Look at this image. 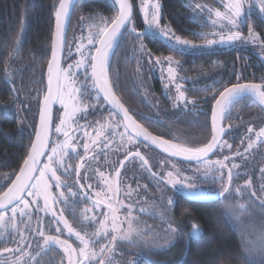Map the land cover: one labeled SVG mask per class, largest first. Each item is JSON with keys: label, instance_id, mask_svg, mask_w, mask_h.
Returning a JSON list of instances; mask_svg holds the SVG:
<instances>
[{"label": "snow or ice", "instance_id": "snow-or-ice-1", "mask_svg": "<svg viewBox=\"0 0 264 264\" xmlns=\"http://www.w3.org/2000/svg\"><path fill=\"white\" fill-rule=\"evenodd\" d=\"M140 5L145 24L142 32H138L133 23V0H113L112 6L116 14L107 18L100 14L91 17L93 20H99V23L89 25L90 29H96V31H89L86 44L84 43L85 37L83 34L81 35L78 42L75 43L76 53L81 59L64 68L58 58V51L63 52L65 49L67 23L70 22L75 0H56L54 3L56 24L52 34L51 59L47 64L48 86L40 104L39 125L33 126L35 139L30 141V150L22 159L18 173L12 174L15 179L12 180L9 177L10 186L0 185V189L6 187V191L0 192V229L7 231L10 226L20 237L19 241L13 240L17 244L15 248L0 249V264H41L42 254L46 255L53 249L62 250L63 259L60 264H112V257L109 254L113 253L121 242H127L129 245L137 247L142 244L148 251H152L150 246L167 249L172 245V241H166L164 246H160L156 241L147 239L146 225L138 215L134 214L150 213H147L145 207L140 206L137 199L140 196L141 186L137 184L136 188H132L126 179L122 178L120 169L125 168L126 161L134 162L137 159L140 161L141 168L147 170L151 177L157 181L158 189L163 184L165 187L171 186L174 191L184 192L188 195L221 199L225 218L229 222L234 221L243 234L241 243L244 245L242 254L245 264H264V227L259 233H256L254 228L244 226L245 219L251 217L253 209H258L260 215L264 217V183L257 187L253 185L251 178H247L243 185L233 188L232 169L239 166L233 163L229 167L225 163L229 160L227 155L223 160L210 158V154H214L217 149H232V144H229L224 137L231 132L233 125L226 121L231 119V110L240 100L247 97L264 106V82L260 84L240 83L238 77L237 83L231 84L230 87H224L222 91L218 90V96L213 94L210 139L203 144H194L187 141L173 142L177 138L163 139L138 124L133 119V114H130L129 108L125 107L116 94L115 89L118 84L110 76L111 57L115 54L120 42L125 37L131 36L133 44H136L134 51L138 50L148 64L166 65L168 83L165 86L174 85L175 87V95L169 97L174 105L185 108L191 105L195 108L198 102L188 99L182 84L178 82L187 79L180 77L178 73V69L182 68V61L173 55L154 56L145 45L144 40L149 38L166 41L165 46L180 56L203 54L202 49L211 48L217 44L250 43L260 48V55L264 58V35L257 32L253 26L248 25V20L254 9H258L260 18L264 19V0H213V4H208L204 0H191L187 5L192 8L190 19L195 22L199 17L203 21L206 12L207 21L218 29L210 34L193 33L205 39L204 44H196L191 40L184 39L176 35L170 27L162 26L159 0H140ZM221 7L224 9L223 11L220 10ZM81 22H83V18H81ZM243 26L248 27L247 36L242 31ZM21 31H23V21ZM207 35H212L214 38L206 39ZM72 47V44L67 45L69 55H71ZM21 51L22 40L17 37L11 51L8 52L9 60L15 59ZM73 69L76 71L74 72ZM80 69H83L85 82L81 87H72L71 85L76 84L75 76ZM15 71L13 69L10 74L7 67L4 69L5 82L13 87L15 99L11 105H0L3 116L9 114V108H14L16 100L19 99L18 91L14 87L15 82L11 79ZM137 74H140L139 61H137ZM88 79L92 81L91 87L87 84ZM101 95L103 100L110 105L108 116L111 118V122L101 125L100 121H96L95 125H80L78 116L85 118L89 108L93 107L91 100L99 103ZM85 99H88L89 103H85ZM54 102H59L63 108V116L58 117V123L52 118ZM135 115L139 116L140 114L136 113ZM73 125L75 128L72 127ZM121 127L124 129L122 132L118 131ZM88 128H93L96 131L95 139L89 136V132L86 130ZM80 131H83L84 137H89V140L82 144L83 154L77 151L79 138L76 133ZM52 135H56L57 140H52ZM61 135L64 137L63 141L59 140ZM117 137H119L121 147L116 150L123 151L124 159L117 162L118 167L108 165L112 171H109L107 175L99 167L93 168V175L98 177V180H93L88 175L86 165L90 166V161H99L101 155L106 158L105 149L116 142ZM246 141L244 153L253 149L257 144L264 145V127L258 129H254L252 126L247 127ZM141 143L145 146L150 143L162 149L170 157L181 158L202 166V168L195 169L196 173L201 174L205 180L211 177L214 183L220 184L219 190H194L191 184L192 178L176 169L175 165H173V170L166 173L153 171L149 160L139 150ZM241 143L243 144L244 141ZM235 155H241L239 149ZM40 157H45L46 160L42 161ZM73 159H78L80 162L73 165L71 162ZM161 163L164 162L161 161ZM81 169H85V171L82 173ZM225 169H227L226 174ZM58 172L69 177L74 174L75 185H69L62 181ZM260 172L264 177V168L260 169ZM53 184L58 189L66 188L69 195L66 196L63 191L59 195H54L51 191ZM101 184L103 187L100 191L94 192L97 198L93 199L89 190H92L94 185L100 187ZM76 186H78L77 190L72 191V188ZM144 191H147L146 186ZM30 197L33 199H29ZM70 197H78L85 203L91 202V208L84 209L81 213L83 217L81 223H86L87 227L94 228L91 233L74 229L65 216V208L56 210L53 207L59 203L69 205ZM40 198L43 199V208L40 207ZM71 203L74 207L75 201H71ZM166 204L168 208H174V198H168ZM33 207H35L36 213L51 209V220L48 221L47 226L36 217V227H31L34 218ZM104 208L107 211H104ZM98 209L99 211H97ZM121 211H123V215L120 214ZM89 212L93 214L87 215ZM163 215L161 213L162 218ZM17 221L23 225V229L17 226ZM190 227L191 231L184 234L179 224L169 221L166 231L177 239L185 235L196 237L201 234V229L196 223L191 224ZM26 233L40 237V241L37 242L38 250L35 254L26 250L32 247L26 238ZM253 235H255V239L249 238ZM73 238L78 242L76 247L70 242ZM5 253L13 254L15 259L8 260L4 256ZM17 253L19 255H16ZM142 256L143 250L136 253L135 258L127 261L126 264H139ZM23 257H27V259L22 260ZM145 264H160V262L153 261L148 257L145 258Z\"/></svg>", "mask_w": 264, "mask_h": 264}, {"label": "trees", "instance_id": "trees-1", "mask_svg": "<svg viewBox=\"0 0 264 264\" xmlns=\"http://www.w3.org/2000/svg\"><path fill=\"white\" fill-rule=\"evenodd\" d=\"M139 1L133 0L135 9L133 23L137 31H143L145 24L138 6ZM204 1L213 3V0ZM112 2L113 0H79L77 2L70 20L67 40V45L72 44L73 47L71 55L68 54L66 48L64 68L81 59L75 50V43L78 42L80 36L82 34L85 35L88 30L96 31V29H90L89 25L99 23V20H93L91 17L100 14L107 18L116 14ZM54 3H56V0H0V105H9V97L13 91V87L5 82L4 69L6 67L10 74L13 69L16 70L11 79L15 82L14 85L20 95H22L21 101L17 104V110L14 111L9 108L7 116H3L2 111H0V185L8 186L10 184L9 177L12 180L14 179L12 174L18 172L22 159L30 150V141H33V126H37L39 116L37 110L39 104L36 103V97L40 98L41 89L44 90L42 94L44 95L48 84L47 64L51 57V41L55 27ZM189 3V0H161V22L184 37L200 40L202 38L193 33H198L209 27L208 25H202L199 17L196 18L195 22L190 19L192 8L187 6ZM81 18H83V22H81ZM250 20L248 25L252 24L257 32L264 35V19L260 18L258 12H255ZM22 21L23 31H21ZM244 31L247 33V26H245ZM17 37L22 40V51L15 59L9 60L8 52L11 51ZM74 37L76 38L75 41ZM132 41L133 38L131 36L125 37L116 48L112 58L111 77L118 84L115 89L116 93L131 113L145 127L164 139L177 138L173 142L206 143L211 136L213 94L218 96V90L222 91L224 87H230L231 84L237 83L238 77L240 83L264 82V62L256 54L248 50L229 49L180 56L169 47H166V42L159 39L146 38L144 43L154 56L173 55L182 61V68L178 69V73L180 77L187 78L186 80L182 79L185 85V93L191 100H196L198 103L195 108L191 105H188L187 108L183 106L176 107L165 95V86L160 79L161 71L159 68H162V66L148 64L138 50L134 51L136 44H133ZM137 61L140 64L139 75L137 74ZM73 71L75 72L76 70L73 69ZM75 80V87L83 85L85 82L83 69L79 70ZM87 84L91 87V79L87 80ZM25 98L27 99V108L29 106L30 108L27 109L25 104L24 108L21 109L23 104L21 102ZM85 103H89V100L85 99ZM91 103L93 107L89 108L88 115L85 118L78 117L79 124L95 125L96 121H100L101 125L110 123L111 118H109L107 113L102 112V108L99 106V104L106 106L103 100L100 98L99 103L91 100ZM58 109L59 111H57ZM108 109L106 106L107 111ZM189 109L191 110L189 111ZM136 113L140 115L137 116L135 115ZM61 116H63V108L59 104L55 113L56 123L59 122L58 117ZM116 119L119 118L116 117ZM226 123L233 125L231 132L225 136V139L233 147L231 150L227 148L219 149L212 160H223L224 156L227 155L229 160L225 161V163L229 167L233 163L239 166L232 169L233 188L242 185L247 178L253 179L254 184H256L259 170L264 167V145L257 144L247 153H244L243 149L247 144V127L252 126L254 129L264 127V110L251 99L244 98L231 110V119L226 121ZM72 127L75 128V125ZM96 127L99 128V126ZM120 129L124 131L122 127ZM86 130L89 132L90 137L91 134L93 136L96 133L93 128ZM76 135L79 138L77 149L83 154L82 144L89 140V137H84L83 131L77 132ZM53 138V140H57L56 135ZM59 140L63 141L64 137L62 135L59 136ZM242 141H244L243 144L241 143ZM118 147L121 146L119 140L116 139V142L105 149L106 158L101 155L96 167L100 168L102 163H105V169H108L110 164L118 167L117 162L124 159L123 151L116 150ZM237 149L240 150L241 155H235ZM139 150L149 160L153 171L157 173L169 171L168 167L163 169L162 166H167L168 162L181 166H192L169 159L153 149L145 147L143 144L139 145ZM136 161L140 163L138 159ZM161 161L164 163L162 164ZM71 162L75 163L77 159H73ZM142 170L138 184L140 180L145 179L148 190L141 195L144 198L146 197L145 195L149 196L148 194L150 196L161 195L167 188V197L173 196L175 200L173 209L175 218L179 220L191 219L201 229V234L191 238L188 245H186L188 248H185L184 245L182 247L179 245L175 246L181 247L182 253L178 254L176 252L178 248L174 249L173 247L167 252L161 253L159 259L167 260L172 258V261L178 262L184 256L181 264H245L244 255L242 254L244 245L241 243L243 234L239 231L234 221L229 222L225 218L221 199L195 200L180 191H174L171 186L165 187L163 184L158 189L156 187L157 181L151 177L147 170L144 168ZM128 171L126 169L123 174L126 180L132 179L128 175ZM224 172L226 174L227 169ZM57 174L61 175V178H70L75 182L74 174L70 177L62 175L61 172ZM147 175L152 182L148 183ZM97 179L95 177L94 180ZM219 188V183L216 187H213L214 190ZM5 189L6 187L0 189V192ZM53 189L56 192L54 184ZM41 199L40 207L42 208ZM32 211L34 218L31 227L34 228L37 221L36 217L40 219L44 217V214L41 211L36 213L35 207H33ZM252 212L253 215L251 217L255 215L259 220H255V223L260 224L261 228L264 227V217L258 214L259 210L253 209ZM69 216L72 217V215ZM50 218L51 213L46 214V221H50ZM20 225L22 226V224ZM251 228L258 229V227L254 226H251ZM16 234L10 226H8L7 231L0 229V249L13 244ZM26 238L32 245L30 249L26 250L33 252V247L37 243L36 236L35 234L27 235L26 233ZM25 258L27 259V257ZM140 264H145V261Z\"/></svg>", "mask_w": 264, "mask_h": 264}, {"label": "rangeland", "instance_id": "rangeland-1", "mask_svg": "<svg viewBox=\"0 0 264 264\" xmlns=\"http://www.w3.org/2000/svg\"><path fill=\"white\" fill-rule=\"evenodd\" d=\"M159 2L161 4V0H159ZM189 2H191V0H189ZM208 4H211V3H208ZM138 6H139V9L141 11L140 1L138 2ZM216 6L219 7V5H216ZM220 10L223 11L224 9L221 7ZM255 12H258V9H254L253 12H252V15ZM141 14L143 15L142 11H141ZM161 16H162V4H161ZM204 16H205V20L202 21V25H208L209 28L203 29V30L199 31L198 33L210 34V33H213L214 31H218L217 28H214L211 25V23L209 21H207V19H206L207 13L206 12H205ZM250 19H251V17L248 20V24L251 21ZM160 23H161L162 26H165V25L162 24L161 21H160ZM244 30H245V26L242 27V31H243L244 35L247 36L248 35V31L246 33ZM89 31H92V30H88L87 33L85 35H83L85 37V40H84L85 44L87 43L86 38H87V36L89 34ZM175 33H176V35H179V36H181L184 39L191 40V41H193L196 44H204L205 43V39H203V38L200 39V40L199 39L198 40H193V39H189L187 37H184L183 35H181L177 31H175ZM198 36H200V35H198ZM213 38L214 37L212 35H207V37H206V39H213ZM215 38L218 39V37H215ZM164 42H166V41H164ZM229 49H245V50H248V51L256 54L261 59V61L264 62V58H262L261 55H260V51H261L260 48L256 47V46H253L250 43L249 44H241L240 42H237V43H235L233 45L217 44V45L212 46L211 48L202 49L201 51H202V53H205V52H214V51H222V50H229ZM159 69L161 71L160 79L162 80V82L164 83V86H165L168 83L167 79H166V77H167V67H166V65H163L162 68H159ZM178 82L182 84V87L185 90V85L183 83V80H180ZM71 86L75 87V85H71ZM164 92H165V95L168 98V100L173 102L169 97L171 95H175V87H174V85H169L168 87L165 86ZM185 95H186V97L188 99H190L189 96H187L186 93H185ZM36 98L38 99V96ZM236 105L233 108H235ZM118 131L122 132L123 130L118 129ZM91 138L95 139L96 138V133L93 134V136L91 134ZM116 139L119 140V137H117ZM97 163H98V161H90V166L86 165V168L88 169V175L90 177H92L93 180L95 179V177L98 178L97 176L94 177L93 171H92L93 168H96ZM166 164H167V162H166ZM100 165H101L100 170L105 171L106 175H107V173L109 171H112V169H110V168H108V169L104 168L105 163H102ZM173 165H175L176 169L181 170V172L184 175H187V176L192 178L191 179V184H192L194 190H199V189L214 190L213 187H216V185L218 184V183H214L213 179L211 177H209L207 180H205L204 177L201 174L196 173L195 169L197 167H201L202 168V166H194V167L187 166V165H182L181 166V165H178V164H175V163H171V162H168L167 166H165V165H162V166H163V169H166V167H168V170H173ZM84 171H85V169L83 170V172ZM141 171H143V170L140 167V163L138 161L131 162V164L129 165L128 175L130 177H132V179L126 180V181H127L128 184L131 185L132 188H136L137 187V184L139 182V176H141V173H140ZM194 175H196V176H194ZM133 177L135 178L134 180H133ZM257 178H258L257 183L254 184V181H253V185L258 187L261 183H264V177H262L260 170H259V176ZM147 179H148V183L152 182V180L148 177V175H147ZM62 181H65L69 185H75V182H73L72 179H70L69 181H67V180H62ZM89 182H91V181H89ZM102 187H103L102 184L100 185V187H96L94 185L93 189L89 190V194L93 196V199L97 198V197H95L94 192L100 191V189ZM59 190H60V192L63 191L66 196L69 195L68 191L66 192L65 188H60ZM76 190H77L76 187L72 188V191H76ZM147 190H148V188H147ZM51 191H52V193L54 195H59V194H57L54 191L53 187L51 188ZM145 192H147V191H144V190L140 189V196L137 199L139 200L140 206L141 207H145L147 209V213H150V214H140V213H134V214L138 215L139 219L142 222H144V225H146V238L149 239V240L156 241V243L158 245H160V246H164L166 241H172V245H170L167 249H165L163 247L150 246V247H152V251H148L146 248H144V246L142 244L139 247H137V246L129 245V244H127V242H121V243L118 244L117 249L113 253L109 254L112 257V264H126L127 261L132 260V259L135 258V254L136 253L141 252L142 250H143V256L140 258L139 264L142 261H145V258H148V257H150L151 260H153V261H159L160 264H181V262L183 261L184 256L178 262H174V261L171 260L172 258L171 259L169 258L167 260H164V259L161 260V259H159V255L161 253L167 252L168 250H170L173 247H174V249L178 248V251H176V252H178V254H179L182 251L181 247L184 245L185 248H188L186 245H188V243L191 240V238H194V237L185 235V236H181L178 239L175 238L173 234L168 233L166 231L167 228H168V222L172 221V222H174V224H179L180 228L182 229V232L184 234H187V233H189L191 231V227L190 226H191V224H193L195 222L193 220H191V219H189V220H187V219L179 220V219L175 218V216L173 214V209L174 208L170 209V208H168V206L166 204V201H167L168 198H173V196L172 197H170V196L167 197V194H166L168 192L167 188L163 191V194L161 193V195L156 194V196H150V194H148L149 196L145 195L146 197L144 198L141 194H145ZM185 194L188 197L193 198V199H205V198H207V197H197L195 195H188L187 193H185ZM41 200H42V208H43V199H41ZM71 201H75V206L74 207H73ZM125 202H127V201H125ZM91 206H92L91 202L85 203L83 201H80L78 197H76V198L70 197V204L67 205V206L64 205L63 203H59V204L53 205V207L56 210H59L60 208H65V216L68 219L69 223L73 226L74 229H76L78 231H81V230L87 231L89 233L94 231V228L87 227L86 223H83V224L81 223V220L83 219L81 213L83 212L84 209L91 208ZM103 210L107 211L106 208H104ZM97 211H99V209ZM41 212H43L44 217L40 218V220L44 223L45 226H47L46 224L48 223V221H46V214L51 213V209H49L48 211H41ZM161 213L164 214L163 218L161 216ZM92 214L93 213H91V212L87 213V215H89V216H91ZM120 214L123 215V211H121ZM258 214L260 215V213H258ZM69 215H72V217H70ZM252 215H253V212H252ZM50 220H51V218H50ZM255 220L259 221L258 218L255 217V215H254V217H250L248 219H245L244 226L245 227H251V226L258 227L259 230L258 229H255V230H256V233H259V231L261 230V227H260V224H256L255 223ZM6 222H7V218H6ZM36 224H37V221H36ZM17 226L19 228L23 229V225L21 226L19 221H17ZM34 227H36V225ZM237 228L240 231L239 226H237ZM83 231H82V234H83ZM249 238L255 239V235H253V236H251ZM36 239H37V242L40 241V237L36 236ZM70 242L73 243L74 247H76L78 245V242L75 241L74 238L72 240H70ZM177 245H179L181 247H179V246L175 247ZM8 247L9 248H15L16 246L15 245H10ZM37 250L38 249H37V243H36L34 245V247H33V252L32 253L35 254V252ZM6 254L8 256V257H6L8 260L15 259V256L13 254H10V253H6ZM16 255H18V253ZM23 259H26V258L23 257L22 260ZM62 259H63L62 250L58 251L56 249L50 250L46 255L42 254V256L40 257L41 264H49V262H51V264H60Z\"/></svg>", "mask_w": 264, "mask_h": 264}, {"label": "water", "instance_id": "water-1", "mask_svg": "<svg viewBox=\"0 0 264 264\" xmlns=\"http://www.w3.org/2000/svg\"><path fill=\"white\" fill-rule=\"evenodd\" d=\"M79 0H75V6H76V4H77V2H78ZM134 5V4H133ZM75 8V7H74ZM73 10L74 9H72L71 10V16H70V20H71V17H72V13H73ZM134 11H135V9H134V7H133V20H134ZM55 24H56V20H55ZM69 26H70V22H68L67 23V40H68V31H69ZM54 31H55V27H54ZM138 32H142V31H138ZM67 40H66V42H65V49H64V51L63 52H59L58 51V58L60 59V63H61V66L63 67V64H64V59H65V52H66V48H67ZM112 58H113V56L111 57V62H112ZM50 59H51V57H50ZM110 76H111V68H110ZM111 79H112V77H111ZM257 84H260V83H257ZM47 86H48V84H47ZM53 87L55 88V84L53 85ZM47 90V89H46ZM117 94V93H116ZM247 98V97H246ZM101 99L103 100V96L101 95ZM42 100H43V97H42ZM252 100V99H251ZM104 101V100H103ZM253 101V100H252ZM105 102V101H104ZM58 103L59 102H54L53 103V105H52V118H53V120L55 121V113H56V108H57V106H58ZM106 104H107V102H105ZM262 110H264V106H261L258 102H255ZM108 105V104H107ZM109 107H110V105H108ZM126 107V106H125ZM130 114H131V112H130ZM133 119H135L136 120V122L138 123V124H140V125H142L144 128H146L143 124H141L134 116H133ZM212 123V122H211ZM39 125V116H38V122H37V126ZM149 132H151L148 128H146ZM152 133V132H151ZM153 135H155L154 133H152ZM53 136L54 135H52L51 136V139L53 140ZM225 138V137H224ZM34 139H35V136L33 135V141H34ZM164 139V138H163ZM147 146L148 147H150L151 149H153L154 151H156V152H158V153H160V154H162L163 156H165V157H167V158H169V159H172V160H175V161H179V162H181V163H186V164H196L195 162H188V161H184V160H182L181 158H176V157H170L167 153H165V152H163L162 151V149H160V148H158V147H156V146H154V145H151L150 143H148L147 144ZM219 151V149H217V150H215V152H214V154H210V158L212 159L215 155H216V153ZM40 159L43 161V160H46V158L45 157H40ZM129 162L128 161H126L125 162V167H126V165L128 164ZM124 169V168H123ZM123 169H120V171H121V173L123 172ZM15 179V178H14ZM6 191V190H5Z\"/></svg>", "mask_w": 264, "mask_h": 264}, {"label": "flooded vegetation", "instance_id": "flooded-vegetation-1", "mask_svg": "<svg viewBox=\"0 0 264 264\" xmlns=\"http://www.w3.org/2000/svg\"><path fill=\"white\" fill-rule=\"evenodd\" d=\"M14 87H15V89L17 90V88H16V86L14 85ZM18 88H19V86H18ZM18 91V90H17ZM43 92H44V90L43 89H41L40 90V98H39V100L38 99H36V103H38L39 105H38V113H39V111H40V104H41V102H42V94H43ZM18 95H19V99L18 100H16V103H15V107L13 108V107H10V109H12V110H17V108H18V106H17V104H18V102H20L21 101V96L22 95H20V93L18 92ZM118 95V94H117ZM9 99H10V102L8 103L9 105H11V103H12V101L15 99V96L13 95V91H12V94H11V96L9 97ZM104 102V101H103ZM70 103V102H69ZM105 103V102H104ZM124 103V102H123ZM26 104V108H27V99L25 98L24 100H23V104L21 105V109H23L24 108V105ZM106 104V103H105ZM58 105H59V103H58ZM99 106H101V111L102 112H104V113H107L108 114V111L106 110V106L108 107V108H110L107 104H106V106L105 105H102V104H99ZM126 106V105H125ZM127 107V106H126ZM28 108H30V106L28 107ZM27 108V109H28ZM128 108V107H127ZM131 112V111H130ZM132 114V113H131ZM13 115V114H12ZM11 115V116H12ZM93 115H94V113H93ZM134 116V115H133ZM135 117V116H134ZM119 118V117H118ZM136 118V117H135ZM137 119V118H136ZM138 120V119H137ZM139 121V120H138ZM140 122V121H139ZM141 123V122H140ZM142 124V123H141ZM144 125V124H143ZM147 128V127H146ZM54 137V136H53ZM54 139V138H53ZM141 144H143V143H141ZM144 146H145V144H143ZM145 147H148V146H145ZM150 148V147H149ZM77 151H79L80 152V150L79 149H77ZM80 161L77 159V162H75V163H73V165H75L76 163H79ZM179 162V161H178ZM130 163V162H129ZM129 163L126 165V167L123 169V172H122V178H124V176H123V174L125 173V170L127 169V170H129V167H127L128 165H129ZM189 165H192V166H196L197 164H189ZM82 170L83 169H81V172H82ZM19 171V170H18ZM18 173V172H17ZM194 176H196V175H194ZM14 178H15V176H14ZM62 180H67V181H69L70 180V178H61ZM14 180V179H13ZM51 183V182H50ZM140 186H141V189H144V187L146 186V181H145V179H143V180H140ZM8 186H10V184L8 185ZM53 187V186H52ZM78 186H76V188H77ZM6 190V189H5ZM4 190V191H5ZM65 190H66V192L68 191L66 188H65ZM59 192H60V190L58 189V188H56V193L57 194H59ZM182 194H185V193H183V192H181ZM186 195V194H185ZM193 199V198H192ZM214 199H216V198H214ZM195 200H210L209 198H205V199H195ZM15 240H17V241H19L20 240V237L16 234V237L14 238ZM11 245H15V246H17V244L16 243H14L13 242V244H11ZM18 255H19V253H18ZM4 256L5 257H8L7 256V254L5 253L4 254Z\"/></svg>", "mask_w": 264, "mask_h": 264}]
</instances>
